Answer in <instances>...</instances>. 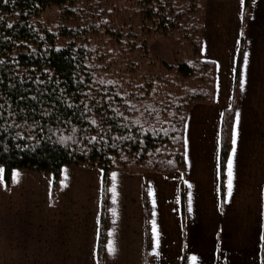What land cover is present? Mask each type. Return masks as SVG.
I'll list each match as a JSON object with an SVG mask.
<instances>
[{"label": "crops", "instance_id": "0c3cea01", "mask_svg": "<svg viewBox=\"0 0 264 264\" xmlns=\"http://www.w3.org/2000/svg\"><path fill=\"white\" fill-rule=\"evenodd\" d=\"M201 56L214 100L187 112L184 171L114 169L105 192L65 164L54 194L53 173L0 165V264H264V0H206Z\"/></svg>", "mask_w": 264, "mask_h": 264}, {"label": "trees", "instance_id": "16d2710c", "mask_svg": "<svg viewBox=\"0 0 264 264\" xmlns=\"http://www.w3.org/2000/svg\"><path fill=\"white\" fill-rule=\"evenodd\" d=\"M53 6L55 29L40 23ZM204 10L205 0H0L5 182L16 167L51 172L55 194L62 166L75 164L102 169L106 192L114 169L184 171L187 112L215 93L214 62L201 56ZM158 36L174 62L156 55ZM232 123L229 108L223 158Z\"/></svg>", "mask_w": 264, "mask_h": 264}, {"label": "rangeland", "instance_id": "374dc122", "mask_svg": "<svg viewBox=\"0 0 264 264\" xmlns=\"http://www.w3.org/2000/svg\"><path fill=\"white\" fill-rule=\"evenodd\" d=\"M205 5H206V0H205ZM60 12H61L60 9H58L57 7L53 6V7L48 8L45 12L41 14L40 23L41 24L44 23L45 26L55 29L60 20ZM203 20H204V17H203ZM151 46L155 50V53L159 58H162V59L164 58L168 62L175 61L173 53H172L171 45L163 37L158 36V37L152 38ZM82 166H85V165H82Z\"/></svg>", "mask_w": 264, "mask_h": 264}, {"label": "snow or ice", "instance_id": "6c2138e0", "mask_svg": "<svg viewBox=\"0 0 264 264\" xmlns=\"http://www.w3.org/2000/svg\"><path fill=\"white\" fill-rule=\"evenodd\" d=\"M231 188V164H229V189Z\"/></svg>", "mask_w": 264, "mask_h": 264}]
</instances>
